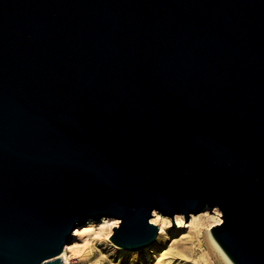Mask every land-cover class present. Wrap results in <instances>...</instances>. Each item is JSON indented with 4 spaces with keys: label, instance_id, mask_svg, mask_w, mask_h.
Listing matches in <instances>:
<instances>
[{
    "label": "water",
    "instance_id": "obj_1",
    "mask_svg": "<svg viewBox=\"0 0 264 264\" xmlns=\"http://www.w3.org/2000/svg\"><path fill=\"white\" fill-rule=\"evenodd\" d=\"M264 264V0H0V264H65L74 232L206 207Z\"/></svg>",
    "mask_w": 264,
    "mask_h": 264
},
{
    "label": "rangeland",
    "instance_id": "obj_2",
    "mask_svg": "<svg viewBox=\"0 0 264 264\" xmlns=\"http://www.w3.org/2000/svg\"><path fill=\"white\" fill-rule=\"evenodd\" d=\"M154 212L151 222L155 217ZM158 212L160 213L158 215L159 219L156 220L155 224L158 225L160 233L152 249L146 247L136 251L126 250L127 252H123L112 245L110 235L113 231L110 234L108 232L111 231L110 227H107L103 230L99 239L95 240L97 244L93 245L95 255L92 262L97 260L100 264H162L163 262H166L165 264H222L211 248L204 230L222 221V214L218 208L211 209L208 206L200 212L192 214L189 221H186L183 214H176L174 217L177 226H173V217ZM90 222L91 220L76 229H80V233L74 237L73 243L67 246H72L75 243L82 245V249L89 246L93 240L94 234L92 232L94 230L89 234H87V230L93 228L98 230L102 227V220ZM192 222L196 226H188ZM162 226L165 227L164 234H161ZM193 249L194 252H192ZM166 250L170 252V256L164 259L162 254ZM75 254L77 255L73 249L67 250V256L74 257V262L80 260V256L75 257ZM203 255H205V258H202ZM92 262L83 264H91Z\"/></svg>",
    "mask_w": 264,
    "mask_h": 264
},
{
    "label": "bare ground",
    "instance_id": "obj_3",
    "mask_svg": "<svg viewBox=\"0 0 264 264\" xmlns=\"http://www.w3.org/2000/svg\"><path fill=\"white\" fill-rule=\"evenodd\" d=\"M160 213L155 210L154 212V218L152 219V222L156 223V220L159 219V215ZM156 218V219H155ZM93 221V219H91V222ZM110 221H113L112 223ZM90 222V223H91ZM200 222V220H199ZM119 224V220L117 219H111V218H103L102 219V227L100 229H89L87 230V234H89L90 232H92L93 230V240L90 242L89 246L88 247H84V249H82V245H80L79 243H75L74 245L72 246H66L65 248V251L63 252V254L61 255L62 258H65L66 259V264L68 263V260H69V257L67 256V250H71L73 249L77 255L75 257H77L78 255L80 256V260L78 261H75V262H70V264H76V263H89V262H92V259L95 255V252H94V249H93V245H96L97 244V241L95 242V240L99 239V237L101 236L103 230L107 227H110V230L111 231H108L110 234L112 233L113 229L115 226H118ZM198 226L199 224L196 223ZM194 223H190L188 224V226L190 227H194ZM196 226V225H195ZM205 230V234H206V237L210 243V246L211 248L213 249L214 253H216L217 257H218V260L220 263L222 264H234L231 259L227 256V254L223 251V249L220 247V245L217 243V241L214 239V237L212 236V233H211V227H207ZM80 233V229L76 230L75 233H74V236H77L78 234ZM165 233V227L162 226L161 228V234H164ZM112 245L114 247H116L113 243ZM149 248L148 249H152L154 246L151 245V246H148ZM117 249H120L121 251L123 252H127L125 249H122V248H118L116 247ZM191 250V249H190ZM189 251V250H188ZM154 252V251H153ZM194 252V249L193 251ZM170 256V252L169 251H165L163 254H162V258L164 259H167L168 257ZM202 258H205V255L202 256ZM100 264L97 260H95L94 262H92L91 264ZM166 262H163L162 264H165Z\"/></svg>",
    "mask_w": 264,
    "mask_h": 264
},
{
    "label": "built area",
    "instance_id": "obj_4",
    "mask_svg": "<svg viewBox=\"0 0 264 264\" xmlns=\"http://www.w3.org/2000/svg\"><path fill=\"white\" fill-rule=\"evenodd\" d=\"M68 257H69V260H68L67 264H70V262H74V259H73L74 257L72 258L71 255H69ZM63 262L66 264V259L65 258H63Z\"/></svg>",
    "mask_w": 264,
    "mask_h": 264
}]
</instances>
